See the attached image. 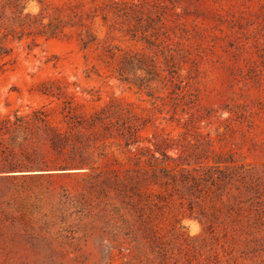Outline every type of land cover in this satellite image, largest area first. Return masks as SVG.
<instances>
[{"label": "rangeland", "instance_id": "1", "mask_svg": "<svg viewBox=\"0 0 264 264\" xmlns=\"http://www.w3.org/2000/svg\"><path fill=\"white\" fill-rule=\"evenodd\" d=\"M140 1L24 3L64 34L10 42L0 115L94 120L95 142L84 169L17 181L25 208L0 220V264H264V0H166L163 25L108 9ZM126 52L159 69L151 92L116 76ZM128 170L142 197L120 194Z\"/></svg>", "mask_w": 264, "mask_h": 264}, {"label": "trees", "instance_id": "2", "mask_svg": "<svg viewBox=\"0 0 264 264\" xmlns=\"http://www.w3.org/2000/svg\"><path fill=\"white\" fill-rule=\"evenodd\" d=\"M27 2L28 0H0V61L11 55L12 48L9 44L13 40L21 41L30 37H45L49 40L64 34L65 25L61 21L50 20L46 23L44 17L24 14V3ZM167 7L166 0H143L138 3L114 2L108 9H113L124 22L136 21L145 15L148 22L157 21L159 25H163ZM72 22V27L84 26L80 20L72 19ZM148 25L151 26L150 23ZM82 43L83 48H87L88 42ZM106 53L105 57H114L111 49H107ZM133 61L134 56L124 53L121 63L115 68L116 76L121 83L134 85L139 91L151 92L152 83L161 77L159 69L148 63H140L135 67ZM139 72L143 75H138ZM148 96L152 97L151 94ZM63 122L67 125L64 131L53 126L51 114L44 107L25 114L17 110L0 115V220H16L17 213L25 208L13 193L17 181L33 180L36 177L32 174L35 173L41 175L38 173L84 169L86 166L87 149L95 142L93 138L90 139L86 130L94 128L96 121L74 126L63 116ZM101 124L107 128V124ZM137 130L128 126L122 130L127 147L135 144L133 139L137 136ZM137 174L139 173L127 171L124 179L116 184L119 185L120 194L130 199L132 195H144L140 192L144 181Z\"/></svg>", "mask_w": 264, "mask_h": 264}]
</instances>
